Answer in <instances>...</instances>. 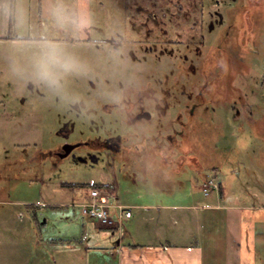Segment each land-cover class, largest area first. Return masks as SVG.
<instances>
[{
    "label": "rangeland",
    "instance_id": "rangeland-1",
    "mask_svg": "<svg viewBox=\"0 0 264 264\" xmlns=\"http://www.w3.org/2000/svg\"><path fill=\"white\" fill-rule=\"evenodd\" d=\"M17 1L33 11L43 0ZM11 2L0 0V5ZM80 2L91 11L92 23L77 36L60 38L73 46L87 71L66 76L59 88L13 65L14 56L27 64L14 45L38 32L46 18L28 20L21 32L15 21L10 27L9 16L0 38V264H106L99 250L87 253L83 245L112 247L125 230L137 234L138 244L148 243L153 236L147 213L136 206L190 203L189 194L202 204L207 176L223 183L226 204L246 208L245 264H264V0ZM191 64L197 71L192 82L212 81L207 108L196 109L194 117L188 115L192 103L184 88L171 77L179 72L181 78ZM156 82L165 87L171 110L130 126L127 142L149 139L160 125L162 136L182 132L175 149H152L149 139L148 151L131 164L90 147L63 160L49 156L64 143L92 142L104 129L119 132L128 100L146 96ZM197 88L187 90L196 96ZM113 103L120 105L112 108ZM186 103L190 106H182ZM9 116L15 124H5ZM6 132L16 136L5 138ZM94 185L116 190L120 203L135 212L136 225L122 227L111 239L110 229L68 221L74 210L80 215L78 205ZM212 228L209 222L207 240ZM223 238L221 232L208 243L217 245ZM71 242L77 248L66 250ZM203 245L206 264H224L223 244L212 252L215 261Z\"/></svg>",
    "mask_w": 264,
    "mask_h": 264
},
{
    "label": "crops",
    "instance_id": "crops-1",
    "mask_svg": "<svg viewBox=\"0 0 264 264\" xmlns=\"http://www.w3.org/2000/svg\"><path fill=\"white\" fill-rule=\"evenodd\" d=\"M44 3L43 0L41 6L38 4L33 11L30 9L31 7L28 9L29 24H32L35 19L46 18L44 15ZM4 5L5 4L0 5V38L5 37L2 35L10 16L5 11ZM15 5L21 7L17 0ZM3 14H5V18H3L4 24L1 23ZM1 27H3V29H1ZM25 39L27 40L29 38ZM2 106L7 107L5 103H2ZM5 110H7V108ZM12 119L11 116H9V118L6 117L4 120L5 124H15L16 121ZM6 134L8 135H5V138L16 136L15 134L9 135L8 132H6ZM207 177H205L203 181H205ZM214 178L217 179L216 176ZM217 181L220 185L219 191L205 196L204 203L202 204L193 203L194 198L189 194L190 203L177 204L176 202L172 203L171 201H167L164 203L156 202L136 206L139 210H145L147 213L146 219L149 235L153 236V239L148 243L142 245L138 244L136 241L137 234L133 233L132 236L128 230H125L122 236L115 242H112V247L83 245L85 247L83 249L87 253L91 252L93 248H95L94 250H99L106 258V264H206L205 248L203 244L207 243V249H210L211 253L209 255L212 256V261H215V255L213 254H215L216 251H220L217 247L223 244V251L221 253L223 259H225L224 264H245L244 212L246 208L234 203L226 204V190L223 183L218 179ZM104 188L108 191L107 194L111 204L123 205L119 201L116 190L107 188L106 186ZM127 209L130 210L133 215L125 222L126 229L128 225H136L135 212L130 207H127ZM154 210H156L157 213L152 214ZM209 215L211 219H209ZM176 219H180V222H176ZM67 220L71 222L74 221L75 223L77 220L81 221L85 223L83 224L84 227L94 225L96 229L109 230V228L102 226L94 220L85 219L80 215L77 216L75 210L71 219L68 217ZM209 222L210 225H213L214 229H211L212 231L209 234L211 237L207 240L208 232L205 234V230ZM216 226L219 230H216ZM221 232L224 237V242L211 246L208 241L212 242L211 239L214 238V235H220ZM196 234L200 235V239H193ZM113 236L115 237L116 233L112 231L111 239H113ZM129 237L133 238L132 243L128 241L130 239ZM63 246L64 245H62V247ZM65 246L66 250L77 248L73 242L67 243Z\"/></svg>",
    "mask_w": 264,
    "mask_h": 264
},
{
    "label": "clouds",
    "instance_id": "clouds-1",
    "mask_svg": "<svg viewBox=\"0 0 264 264\" xmlns=\"http://www.w3.org/2000/svg\"><path fill=\"white\" fill-rule=\"evenodd\" d=\"M4 9L21 32L27 31V9L15 4H5ZM44 15L46 20L40 30L14 45L19 55L27 58V64L14 56L13 65L16 71L26 72L55 89L66 76L87 71L73 46L60 37L62 34L79 35L92 23V13L80 0H46Z\"/></svg>",
    "mask_w": 264,
    "mask_h": 264
},
{
    "label": "flooded vegetation",
    "instance_id": "flooded-vegetation-1",
    "mask_svg": "<svg viewBox=\"0 0 264 264\" xmlns=\"http://www.w3.org/2000/svg\"><path fill=\"white\" fill-rule=\"evenodd\" d=\"M188 68L190 69V72L185 73L184 75L181 74V78L180 76L179 79L177 78L179 72L172 73L171 77L175 79V85L184 88L182 92H185V94H187V100L191 101L192 106H190L189 103H186L185 105L182 106H186V107L190 106L191 109L189 110L190 112L188 115L189 117H194L196 115L195 114L196 109L202 107L204 111L207 108L208 103L206 102L205 95L206 93H208L209 85L212 81H209L207 77H204L205 81L203 82L202 85L199 84L198 82H196L195 84L194 80L193 82L191 81V75L193 73L196 74L197 72L196 68L193 64H191V66L189 65ZM183 80L184 82H182ZM194 85H198L196 96L195 95L193 96V93L187 90V88L190 87L192 91ZM164 88L165 87L161 85V82L149 84V87L147 88L148 93L146 94V96L139 97L136 102L132 100L130 101L128 100L127 108L125 111H123L126 112L127 120L124 121L121 124V126H119L118 129L119 132L114 133V131L107 128L102 131V134L104 133V135L100 134L99 138H96L92 142H88L87 144L83 142L73 143L80 145H78L71 152V154L65 158H69L73 156L76 150H78L79 148L90 147L92 148V150L104 153L109 158L112 159L119 158L125 164H131L133 161L132 159L134 157L141 158L142 154L148 151V149L150 148V146L148 145L150 143L149 139H152L151 143L155 144L154 145L155 147L152 149L155 148L160 149L163 147H168L171 150L175 149L179 145L178 139L179 137L181 138L182 132H178L177 136L171 135V133L162 136L161 135L162 133L160 131L161 129H159L161 128L160 125L157 126L158 128L155 131H153V134L150 135L149 139L139 138L138 141H136L135 143L127 142L130 140L129 139L130 136L127 135L128 131L126 130L127 129L129 130L130 126L133 127L134 125L136 126L138 123L151 122L156 117L162 118L164 116H167L168 112H170L172 106L168 103V100L165 98V94H167V91H165ZM119 105H120L119 103H113L111 107L115 108V107H119ZM162 107H164V109H161ZM176 119L177 120L181 119V115L180 116L178 115ZM183 123L184 122H182L181 125L185 126L186 124ZM135 135H139V134H135ZM164 140L167 143L166 146L164 144ZM142 143L144 144V146L139 147V151L136 152L135 147L139 145H143ZM64 145L66 144L64 143L62 146L56 148V150L51 151L50 154L48 153L49 156L55 160L65 159L60 157V155H64L66 153V151L63 149ZM177 161L179 164L183 162L182 158H179ZM106 187L109 188L108 186Z\"/></svg>",
    "mask_w": 264,
    "mask_h": 264
},
{
    "label": "built area",
    "instance_id": "built-area-1",
    "mask_svg": "<svg viewBox=\"0 0 264 264\" xmlns=\"http://www.w3.org/2000/svg\"><path fill=\"white\" fill-rule=\"evenodd\" d=\"M218 190L219 184L212 178H207L203 183L202 191L205 196ZM78 206L81 208V217L94 220L115 232L119 231L120 234L122 233V227L125 226V222L133 215L127 207L121 204H111L107 192L96 186L89 189L86 199Z\"/></svg>",
    "mask_w": 264,
    "mask_h": 264
},
{
    "label": "water",
    "instance_id": "water-1",
    "mask_svg": "<svg viewBox=\"0 0 264 264\" xmlns=\"http://www.w3.org/2000/svg\"><path fill=\"white\" fill-rule=\"evenodd\" d=\"M80 144H66L63 146V149L66 151L64 155H60V157L65 158L71 154V152Z\"/></svg>",
    "mask_w": 264,
    "mask_h": 264
},
{
    "label": "trees",
    "instance_id": "trees-1",
    "mask_svg": "<svg viewBox=\"0 0 264 264\" xmlns=\"http://www.w3.org/2000/svg\"><path fill=\"white\" fill-rule=\"evenodd\" d=\"M11 4H15V1L12 0ZM14 21H15V20H14L13 17L10 15V27L13 26Z\"/></svg>",
    "mask_w": 264,
    "mask_h": 264
}]
</instances>
